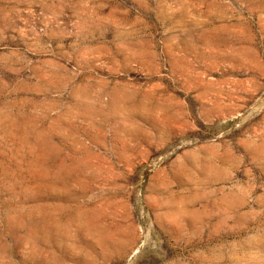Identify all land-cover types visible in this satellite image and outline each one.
<instances>
[{"label":"rangeland","instance_id":"obj_1","mask_svg":"<svg viewBox=\"0 0 264 264\" xmlns=\"http://www.w3.org/2000/svg\"><path fill=\"white\" fill-rule=\"evenodd\" d=\"M0 264H264V0H0Z\"/></svg>","mask_w":264,"mask_h":264},{"label":"bare ground","instance_id":"obj_2","mask_svg":"<svg viewBox=\"0 0 264 264\" xmlns=\"http://www.w3.org/2000/svg\"><path fill=\"white\" fill-rule=\"evenodd\" d=\"M46 203V202H45Z\"/></svg>","mask_w":264,"mask_h":264}]
</instances>
